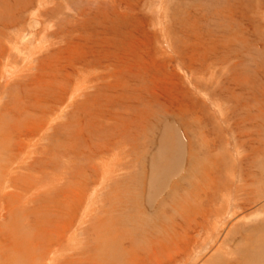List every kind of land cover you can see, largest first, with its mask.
Listing matches in <instances>:
<instances>
[{"label":"rangeland","instance_id":"rangeland-1","mask_svg":"<svg viewBox=\"0 0 264 264\" xmlns=\"http://www.w3.org/2000/svg\"><path fill=\"white\" fill-rule=\"evenodd\" d=\"M0 172V264L37 233L56 264H145L152 245L164 264H264V238L238 253L264 235V0H0ZM249 193L260 203L243 205ZM203 198L207 219L190 210L193 224L182 211Z\"/></svg>","mask_w":264,"mask_h":264},{"label":"bare ground","instance_id":"bare-ground-1","mask_svg":"<svg viewBox=\"0 0 264 264\" xmlns=\"http://www.w3.org/2000/svg\"><path fill=\"white\" fill-rule=\"evenodd\" d=\"M38 43V42H37ZM31 48V47H30ZM135 60V59H134ZM9 74V73H8ZM130 79V78H129ZM30 121V120H29ZM182 123V122H181ZM25 130H27V129H25ZM24 130V131H25ZM17 132H19L18 133V135H20V136H23V137H25V135H26V133H22V131L20 130V131H17ZM15 141V140H14ZM19 141H21V140H19ZM18 142V141H17ZM17 144H21L20 142L19 143H17ZM11 145V144H10ZM10 145H8V146H10ZM12 146V145H11ZM23 146V145H22ZM22 146H21V148H22ZM4 148H6L5 147V145L3 146ZM13 147H15L14 145H13ZM23 149V148H22ZM11 150H12V148H11ZM8 151V150H7ZM10 151V150H9ZM8 151V152H9ZM12 152V151H11ZM29 152V151H28ZM27 153V152H26ZM26 153H24V155L26 154ZM22 154V153H21ZM16 155V154H15ZM23 155V157H26V156H24ZM11 156V155H10ZM9 156V157H10ZM14 156V155H13ZM79 157V156H78ZM113 163V162H112ZM4 165H5V163H4ZM3 165V166H4ZM252 165V164H251ZM5 168H8V166H6ZM14 169V168H13ZM77 169V168H76ZM103 169V168H102ZM13 171V170H12ZM104 171H106V172H104L103 173V175H102V178H101V183H103V182H105V180H107V178L109 177V175L114 171V168L113 167H111V166H106V168H105V170ZM8 172V171H7ZM46 173V172H45ZM55 174V173H54ZM11 175V174H10ZM74 174H72V176H73ZM79 174H77V176H78ZM209 175V173H207V176ZM233 175V174H232ZM0 176H1V180H0V183H2L3 182V184L1 185L2 186V192H3V188L7 185V181L8 180H6V177L8 176V174L7 175H5V174H3L2 172H0ZM85 176V175H84ZM205 176V178H206V175H204ZM55 177H56V175H55ZM74 177V176H73ZM72 177V178H73ZM210 177H211V175H210ZM3 178H5V179H3ZM20 178V177H19ZM18 177H17V179H13V183L14 184H16V186L17 187H19V186H22V185H25V186H30V181H28V184L26 183V181L27 180H22V179H19ZM22 178V177H21ZM42 178V177H41ZM40 178V179H41ZM75 178V177H74ZM77 178H80V177H77ZM209 178V177H208ZM207 178V179H208ZM204 179V178H203ZM87 180V179H86ZM204 180H206V179H204ZM210 181H212V179H209ZM39 181V180H38ZM88 181V180H87ZM89 182V181H88ZM85 183H86V181H85ZM84 183V184H85ZM90 183V182H89ZM100 183V184H101ZM213 183V182H212ZM251 183V182H250ZM54 184V182H52V183H50V184H44V185H42V187H41V189L38 191V193H40V192H43V191H41L42 189H45V190H47L48 188H50V185H53ZM82 184V183H81ZM99 184V185H100ZM87 185V184H86ZM15 186V187H16ZM101 186V185H100ZM178 186V185H177ZM210 186V185H209ZM55 187H56V185H55ZM97 187V186H96ZM211 187V186H210ZM25 188H27V187H25ZM95 188V187H94ZM204 187H201V193L199 192L197 195H202L203 193H204V191L202 190ZM22 189V188H21ZM53 189V188H52ZM23 190H26V189H23ZM44 190V191H45ZM209 190H211L210 188H209ZM60 191V190H59ZM82 191V190H81ZM196 191H199L198 190V188H196ZM263 191V190H262ZM58 192V191H57ZM73 192V191H72ZM78 192H80V191H77V193ZM132 192V191H131ZM208 192V191H207ZM35 193V192H34ZM34 193H32L31 195H33ZM59 193V192H58ZM76 193V192H75ZM82 193V192H81ZM167 194V193H166ZM168 194H170V193H168ZM172 194V193H171ZM170 194V195H171ZM248 194V193H247ZM250 194V193H249ZM76 195V194H75ZM99 195V191L96 189L95 191H94V193L92 194V196H91V198L90 199H96L97 198V196ZM170 195H169V198H170ZM168 196V195H167ZM10 197H12V195H10ZM17 197V196H16ZM15 197V198H16ZM20 197V196H19ZM30 196H27V197H25L26 199H25V202L28 200V198H29ZM39 197H41V196H39ZM38 197V198H39ZM131 197V196H130ZM164 197V196H163ZM198 197V196H197ZM82 198V197H81ZM195 199H196V197H194ZM17 199V198H16ZM77 199H78V197H77ZM77 199H76V201H77ZM230 199V198H229ZM38 200V199H37ZM79 201H80V199H79ZM162 201V200H161ZM166 201V200H165ZM207 201V199L204 201V198L202 199V207H203V209H201L199 212L198 211H196L195 210V204H194V207H193V205H191V204H189V205H187L186 207V209L185 210H183L182 211V216H184V217H187L186 219H188V218H190V217H192V216H190V217H188V212L191 210V211H193L195 214H196V216H197V214L198 215H201V216H204V220H206L207 219V211L205 212L204 210H206L207 209V203H208V201ZM255 201V204L258 202V203H260V196H259V198L257 197H255V196H253L252 197V195L250 194V195H248V197H247V199H246V201H245V203H243V205L245 204V205H254V206H256L255 204H252L253 202ZM18 202V201H17ZM16 202V203H17ZM126 202V201H125ZM149 202V201H148ZM147 202V203H148ZM177 203V202H176ZM184 203V202H183ZM76 204V203H75ZM93 204V203H92ZM125 204H128V205H124V206H122V207H113V208H115V211L114 210H112V211H114L116 214H117V216H118V214L119 213H123L124 212V214H125V212H127V211H131L132 210V207H134L130 202H126ZM163 204V203H162ZM178 204L180 205V203L178 202ZM192 204H193V202H192ZM224 204V203H223ZM10 205H11V203H10ZM21 205H26V204H21ZM67 205H69V204H67ZM114 205V204H113ZM117 205V204H116ZM120 205V204H119ZM145 205V204H144ZM148 206L147 207H149V203L147 204ZM161 205V204H160ZM185 205V204H184ZM259 205V204H258ZM16 206V205H15ZM44 206V205H43ZM115 206V205H114ZM152 206H153V204H152ZM158 206V205H157ZM169 206V205H168ZM180 206H182V205H180ZM206 206V207H205ZM227 206V205H226ZM95 207V206H94ZM109 207H111V206H109ZM161 207V206H160ZM163 207V206H162ZM161 207V208H162ZM91 208H93V206L91 207V203L90 204H88V209L90 210ZM136 208V207H135ZM150 208H151V206H150ZM158 208H159V206H158ZM206 208V209H205ZM222 208V210H219V212H225V209H224V206H222L221 207ZM263 208L264 207H262V210H263ZM19 209H21V208H19ZM38 209V208H37ZM40 209V208H39ZM144 208L142 207V209L141 210H143ZM165 209V208H164ZM163 209V210H164ZM172 209V208H171ZM196 209H197V207H196ZM217 209H218V207H217ZM21 210H23V209H21ZM35 210V209H34ZM136 210V209H135ZM167 210V209H166ZM198 210V209H197ZM237 210V209H236ZM16 211V210H15ZM162 211V210H161ZM171 211V210H170ZM181 211V210H180ZM217 211V210H216ZM234 212H233V214H232V217L230 218V216H229V221H228V223H226V227H229L231 224H233L234 222H237V221H239V220H243V221H246V220H250V219H248V218H251V217H253V216H255V213L254 214H251V213H253L254 211L252 210V208H251V212L249 213L248 211V213H246V212H242L241 214H238V213H236L235 212V210H233ZM51 212V211H50ZM69 212V211H68ZM112 213V214H114L115 216H116V214L115 213ZM128 212V213H129ZM154 212V211H153ZM166 212V211H165ZM201 212V213H200ZM72 213V212H71ZM91 213V212H90ZM110 213V212H109ZM148 213V212H147ZM147 213H146V215H147ZM164 213V212H163ZM177 213V212H176ZM22 214V216H25V219L28 217V215L26 216V214H29V211H26V212H23V211H21V213L19 214V215H21ZM35 214V213H34ZM45 214V213H44ZM73 214V213H72ZM141 214V213H140ZM142 214H143V212H142ZM156 214V213H155ZM168 214V213H167ZM173 214H174V212H173ZM193 214V213H192ZM226 214V213H225ZM36 215V214H35ZM42 215V214H41ZM87 215V214H86ZM89 215V214H88ZM104 215V214H103ZM107 215H108V213H107ZM111 215V214H110ZM164 216L166 215L165 213L163 214ZM163 215L161 216V217H163ZM180 215H181V213H180ZM253 215V216H252ZM125 216V215H124ZM142 216V215H141ZM141 216H140V218H141ZM147 216H149V215H147ZM195 216V217H196ZM18 217V216H17ZM50 217V216H49ZM114 217V216H113ZM154 217H155V215H154ZM160 217V218H161ZM166 217H167V215H166ZM166 217H164V218H166ZM218 217V216H217ZM220 217V221H221V223H223V221H222V217L223 216H219ZM23 218V217H22ZM21 218V219H22ZM31 218V217H30ZM29 218V219H30ZM55 218V217H54ZM101 218V217H100ZM106 218V217H105ZM144 218V217H143ZM156 218V217H155ZM155 218H151V219H155ZM158 218V217H157ZM159 218V219H160ZM225 218V217H224ZM107 219V218H106ZM106 219H101L102 220V222H104ZM111 219V218H110ZM109 219V220H110ZM112 219H114V218H112ZM111 219V220H112ZM135 219H136V217H135ZM146 219V218H145ZM172 221H174L173 219H174V217L173 218H170ZM182 219H183V217H182ZM30 220H32V219H30ZM44 220V219H43ZM65 220H66V218H65ZM161 220V219H160ZM162 220H163V218H162ZM166 220V219H165ZM185 220V219H184ZM11 221V220H10ZM23 221V220H22ZM29 221V220H28ZM38 221V220H37ZM45 221V220H44ZM50 221V220H49ZM120 221V220H119ZM122 221V220H121ZM124 221V220H123ZM189 221H191V222H193V224L195 223V221H197L196 220V218H193V220L190 218V220ZM39 222H40V220H39ZM101 222V221H100ZM100 222H99V224H100ZM127 222V221H126ZM131 222V221H130ZM143 222H144V220H143ZM188 222V221H187ZM186 222V223H187ZM28 223H30V222H28ZM71 223V222H70ZM122 223H124V222H122ZM135 223H136V221H135ZM156 223H158L159 225H160V222H159V220H157L156 221ZM179 223V222H178ZM199 223V222H198ZM25 224V223H24ZM27 224V223H26ZM46 224V223H45ZM103 224V223H102ZM105 224H107V223H105ZM109 224V223H108ZM173 224H174V222H173ZM192 224V223H191ZM190 224V225H191ZM196 224V223H195ZM220 224V223H219ZM219 224H218V222L216 221L214 224H213V227L215 228V230L214 231H219ZM263 224V223H262ZM39 225V224H38ZM115 225V224H114ZM114 225H113V228H115L114 227ZM152 225H153V227L155 226L154 225V223H152ZM175 225V224H174ZM178 225V224H177ZM182 225V224H181ZM186 225H189L188 223L186 224ZM188 226L187 228H186V230H185V235H184V233L182 232V234H183V239H188V237H189V235H188V231L190 232V229H191V226ZM42 226V225H41ZM52 226H54V224L52 225ZM105 226V225H104ZM112 226V225H111ZM115 226H117V225H115ZM126 226V225H125ZM131 226V225H130ZM138 226V225H137ZM166 226V225H165ZM211 226V225H210ZM26 227V226H25ZM32 227V229H33V226H31ZM94 227V226H93ZM123 227V226H122ZM141 227V226H140ZM139 227V228H140ZM143 227V226H142ZM150 227V226H149ZM160 227V226H159ZM194 227V226H193ZM252 227H254V226H252ZM262 227V226H261ZM28 228H29V226H28ZM98 228V227H97ZM126 228V227H125ZM124 228V229H125ZM172 228V229H171ZM171 228H169V232L170 233H173V236L171 235V241L167 244V246H169V248H173V247H177V243H176V241H177V237L179 236H177V237H175L174 236V232H175V228L174 227H171ZM182 228H183V225H182ZM213 228V229H214ZM248 228V227H247ZM34 229H36V228H34ZM103 229H105L104 227H103ZM102 229V230H103ZM123 229V230H124ZM130 229V228H129ZM143 229H144V227H143ZM145 229H147V227L145 228ZM9 230V229H8ZM7 230V231H8ZM23 231H24V229H22ZM31 230V229H30ZM52 230H54L53 228H52ZM111 230V229H110ZM122 230V229H121ZM140 230V229H139ZM148 230V229H147ZM162 230H164V232H165V229H162ZM192 230L194 231V228H192ZM253 230V229H252ZM32 231V230H31ZM70 231V230H69ZM91 231V230H90ZM112 231V230H111ZM116 231V230H115ZM137 231H138V229H137ZM159 231V230H158ZM178 231V230H177ZM260 232H258L259 234H256V236H250L251 235V233H248V234H246L245 236H243V237H246L247 239H248V242L245 244V246L244 247H242L239 251L240 252H238L239 254H240V256L242 257H245L244 255H248V253H249V251H247L248 249L247 248H250L253 244H257V243H255V242H257V240H258V238H259V240H260V238H264V235H263V228H261L260 230H259ZM25 232V231H24ZM23 232V233H24ZM30 232V231H29ZM97 232V231H96ZM109 232V231H108ZM118 232V231H117ZM121 232H123V231H121ZM139 232V231H138ZM155 232V231H154ZM160 232V231H159ZM181 232V231H180ZM213 232V231H212ZM21 233V232H20ZM58 233V232H57ZM66 233V232H65ZM101 233V232H100ZM114 233V232H113ZM129 233V232H128ZM135 233H137V232H135ZM161 233V232H160ZM215 233V232H214ZM256 233V232H255ZM9 234H10V232H9ZM14 234V236L16 235L15 233H13ZM13 234H11V237H13L12 235ZM26 234V233H25ZM102 234H103V232H102ZM110 234V233H109ZM108 234V235H109ZM115 234V233H114ZM118 234V233H117ZM116 234V235H117ZM123 234V233H122ZM122 234H120L119 233V235H122ZM126 234H127V232H126ZM134 234V233H133ZM166 234V233H165ZM164 234V235H165ZM52 236H53V234H51ZM67 235V234H66ZM77 235V234H76ZM76 235H71V237H69V239H68V241H67V243H66V246H67V248H65L64 249V251L65 250H70L71 249V251L73 252V255L75 254L76 255V252L75 251H77V250H79V247L77 246V236ZM104 235V234H103ZM111 235V234H110ZM118 235V236H119ZM135 235V234H134ZM139 235V234H138ZM140 235L142 236V234L140 233ZM139 235V236H140ZM144 235H145V238L144 239H146V238H148V240L150 239V241L152 242V243H154L153 241V235H152V237H151V234L149 235L150 237H148V235H147V232L146 233H144ZM175 235H177V234H175ZM216 235V234H215ZM214 235V236H215ZM23 236H25V235H23ZM22 236V237H23ZM104 236H106V235H104ZM128 236V235H127ZM156 236V235H155ZM170 236V235H169ZM8 237V239H9V237L10 236H7ZM26 237H28L27 235H26ZM44 237V238H43ZM61 237V236H60ZM98 237V236H97ZM102 237V236H101ZM112 237H114V236H112ZM121 237V236H120ZM164 237V236H163ZM6 238V237H5ZM45 238H47V237H45V235L44 234H42V233H37V234H33L28 240H29V243H27V242H24V244H26L25 246H24V248H22L21 247V245H17V243H16V240L14 241V243L12 244V245H10L9 247H7L6 248V252H11V253H13L14 254V252L16 251V250H19L20 252H21V255H20V263L21 264H56V254L53 256V253H51L52 254V256H50L49 257V259H47V256L50 254V252L48 253V251H49V249H48V247H47V244H46V240H45ZM58 238H59V236H58ZM63 238V237H62ZM132 238H134V237H132L131 236V239ZM17 239V238H16ZM59 239H61V238H59ZM153 241H152V240ZM158 239H159V237H158ZM246 239V240H247ZM25 240V239H24ZM27 240V241H28ZM58 240V239H57ZM64 240V239H63ZM89 240V239H88ZM98 240V239H97ZM124 240V239H123ZM133 240V239H132ZM49 241V240H48ZM60 241V240H59ZM93 241V240H92ZM99 241V240H98ZM134 241V240H133ZM139 241V240H138ZM146 241H147V239H146ZM182 241V240H181ZM23 242V241H22ZM21 242V243H22ZM50 242V241H49ZM90 242V241H89ZM102 242V241H101ZM124 242V241H123ZM127 242V241H126ZM130 242V241H129ZM135 242V241H134ZM147 242H149V241H147ZM156 242H157V240H156ZM245 242V241H244ZM259 242V241H258ZM7 243V242H6ZM57 243V242H56ZM61 243H62V241H61ZM92 243V242H91ZM97 243V242H96ZM122 243V242H121ZM132 243V242H131ZM143 243H145V241L143 242ZM159 243V242H158ZM182 243V242H181ZM186 243V242H185ZM5 244V243H4ZM87 244V243H86ZM162 244V243H161ZM63 244H60V246H62ZM85 245V244H84ZM98 245H99V243H98ZM104 245V244H103ZM103 245H101V246H103ZM144 245V244H143ZM142 245V246H143ZM149 245V244H148ZM160 245V244H159ZM264 245V239H263V241H262V244H261V246L259 247V248H261L262 246ZM51 246V245H50ZM92 246H94V245H92ZM101 246H99V248L101 247ZM105 246H107V245H105ZM131 246H133V244L131 245ZM139 246V245H138ZM137 246V247H138ZM259 246V245H258ZM257 246V247H258ZM89 247V246H88ZM110 247V246H109ZM129 247V246H128ZM141 247V246H140ZM254 246H252V248H253ZM256 247V246H255ZM84 248V247H83ZM98 248V247H97ZM143 247H141L140 249V251H144L143 253L144 254H147L148 256H149V258H148V263L146 262L145 264H164V261L165 260H162V259H165V258H162V259H160L158 256H160V255H153V253H155L154 252V250H155V248H154V246L152 245L151 246V248L148 250L147 248L145 249V248H143ZM24 249V250H23ZM94 249V248H93ZM117 249V248H116ZM133 249H134V247H133ZM145 249V250H144ZM157 249V248H156ZM218 249V248H217ZM247 249V250H246ZM85 250V248L83 249V251ZM95 250V249H94ZM99 250V249H98ZM104 250H105V248H104ZM127 250H129V249H127ZM163 250V249H162ZM252 250V249H251ZM51 251H52V249H51ZM61 251V250H60ZM63 251V250H62ZM90 251V250H89ZM102 251V250H101ZM106 251V250H105ZM5 252V253H6ZM56 252H57V248H56ZM70 252V251H69ZM82 252V251H81ZM81 252H79V254L81 253ZM95 252V251H94ZM96 252H97V250H96ZM110 252V251H109ZM114 252V251H113ZM134 252V251H133ZM159 252V251H158ZM171 252V251H170ZM169 252V253H170ZM173 252V251H172ZM171 252V253H172ZM235 252V251H234ZM2 254H3V259H2V263L3 264H13V262L14 261H12L14 258H16V257H14V258H11V259H9L8 258V256L6 257V254L5 253H3V252H1ZM10 253V254H11ZM60 253V252H59ZM135 253V252H134ZM138 253V252H137ZM157 253V252H156ZM163 253V252H162ZM8 254V253H7ZM18 254V253H17ZM50 254V255H51ZM69 254V253H68ZM90 254V253H89ZM92 254V253H91ZM94 254V253H93ZM143 254V255H144ZM234 254V253H233ZM30 255H32L31 256V258H30ZM82 255H85V256H87L88 254L87 253H82ZM102 255H106V253L105 252H103V254H101V252L99 253V254H95V256L97 257V260L99 261H103L102 259H103V257H102ZM114 255V254H113ZM177 255V254H176ZM77 256V255H76ZM81 256V255H80ZM80 256H77L78 258H74V256H72V257H68V260H65L66 261V263H62V264H76V262L77 261H80V263H83L84 261H87L89 258H87V259H85V258H83L82 256V258L80 257ZM116 256V255H115ZM157 256V257H156ZM171 256H173V255H171ZM175 256V255H174ZM166 257V256H165ZM248 257V256H247ZM18 258V257H17ZM28 258H30L29 260H28ZM60 257H58L57 256V259H59ZM115 258V257H114ZM141 258V257H140ZM146 258V257H145ZM171 258L172 257H170L169 256V260H171ZM177 258V257H176ZM263 258V257H262ZM9 260H11V261H9ZM27 260V261H26ZM38 260H40V261H38ZM46 260V262L44 263V261ZM113 260V259H112ZM129 260V259H128ZM141 260H143V259H141ZM147 260V259H146ZM261 260V259H260ZM16 261V260H15ZM43 261V262H42ZM59 261V260H58ZM136 261V260H135ZM64 262V261H63ZM95 262V261H94ZM131 262V261H130ZM176 262V261H175ZM97 263V262H96ZM99 263V262H98ZM136 263V262H135ZM243 262H240V264H242ZM103 264V263H102ZM115 264V263H114ZM134 264V263H133ZM233 264V263H232Z\"/></svg>","mask_w":264,"mask_h":264}]
</instances>
